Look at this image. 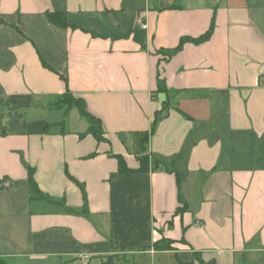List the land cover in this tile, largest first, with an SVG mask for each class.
<instances>
[{
    "label": "crops",
    "instance_id": "0c3cea01",
    "mask_svg": "<svg viewBox=\"0 0 264 264\" xmlns=\"http://www.w3.org/2000/svg\"><path fill=\"white\" fill-rule=\"evenodd\" d=\"M212 23L205 42L161 53ZM159 79L177 93L148 152L151 168L188 172L181 215L171 170L118 172L116 156L139 168L132 134L151 131L168 99ZM67 91L101 121L104 141L59 107ZM24 163L45 198L32 195ZM160 240L173 250H145ZM159 254L264 264V0H0V264Z\"/></svg>",
    "mask_w": 264,
    "mask_h": 264
},
{
    "label": "trees",
    "instance_id": "16d2710c",
    "mask_svg": "<svg viewBox=\"0 0 264 264\" xmlns=\"http://www.w3.org/2000/svg\"><path fill=\"white\" fill-rule=\"evenodd\" d=\"M47 18H48L49 22H51L54 25H57V26L62 27V28L68 27L67 18H66V15L64 13H47ZM213 29H214V23L211 24L210 29L202 37L197 38V39L183 38L180 41V44L178 45L177 48L172 49V50H164V51H161V53L170 58V57L174 56L177 52H179L182 49V47L184 46V44L187 42H193L196 44H200L202 42H205L212 35ZM157 92H159V93L163 92V93L167 94L168 99L163 103L161 110L156 112L155 119H154L153 126H152V130L151 131H144V132H135L132 134L133 138H134V154H135V156L139 162V168L136 170L135 169H129L125 159L122 156H116L117 161H118V172H119V174H124V173H143V172L147 173V172H149L150 169H153V170L169 169V170H171L175 174V177H176V181H177V185H178V189H179L178 198H179V202L181 204V206L177 209L176 214L181 215L187 210V204H186V201L181 194L180 187H181L182 183H184L188 179V172L178 171V170L174 169L173 166L168 167L167 165H165L159 161L155 162L153 168H151V164H150V156H149V152H148L149 151L148 142H149L150 135L155 131L157 124L161 120H163L164 118H166L168 116L169 110H170L171 106L173 105L171 94L177 93L174 91H169L166 88V84H165L164 80H162V79L158 80ZM61 106H62V108H68V109L76 108L78 110L80 116L82 118H84L89 125L85 134L92 135L98 142H102L105 140L104 131L102 128L101 121L99 119H97L96 117H94L93 115H91L86 110L85 103L82 99L75 98L71 94V92L67 91L65 93V95L60 97L59 107H61ZM85 134H83L82 136H84ZM119 138H120V141L123 143V145L126 146L127 140H128V135L125 133H121V134H119ZM95 154L96 153L92 154L91 156H93ZM24 165L26 166V168L28 170V174H29L28 183H29L32 195H35L36 198H39V199L45 198V195L40 191V189H39V187H38V185L34 179V170L30 166H28L26 163H24ZM79 186L81 187L82 194H83L84 212H87L88 207H87V196H86L85 188L82 184H79ZM67 211L74 213L72 211V209H69V208L67 209ZM171 243L172 242L167 241V240H160V241L155 242L152 246L145 247L146 248L145 250H149L150 248H153L156 251L173 250V248L171 247ZM109 258H112V257H109ZM105 264H110V261H106Z\"/></svg>",
    "mask_w": 264,
    "mask_h": 264
},
{
    "label": "rangeland",
    "instance_id": "374dc122",
    "mask_svg": "<svg viewBox=\"0 0 264 264\" xmlns=\"http://www.w3.org/2000/svg\"><path fill=\"white\" fill-rule=\"evenodd\" d=\"M171 243V247H172ZM136 262H142V264H177L176 260L171 255H156L155 258H151L150 255L147 256H128L127 261L123 264H135Z\"/></svg>",
    "mask_w": 264,
    "mask_h": 264
},
{
    "label": "built area",
    "instance_id": "2783aa9c",
    "mask_svg": "<svg viewBox=\"0 0 264 264\" xmlns=\"http://www.w3.org/2000/svg\"><path fill=\"white\" fill-rule=\"evenodd\" d=\"M143 27H145V25H143Z\"/></svg>",
    "mask_w": 264,
    "mask_h": 264
}]
</instances>
